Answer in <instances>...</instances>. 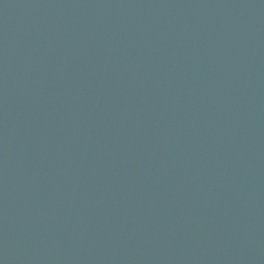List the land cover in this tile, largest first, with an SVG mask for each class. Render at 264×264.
<instances>
[{
    "label": "water",
    "instance_id": "water-1",
    "mask_svg": "<svg viewBox=\"0 0 264 264\" xmlns=\"http://www.w3.org/2000/svg\"><path fill=\"white\" fill-rule=\"evenodd\" d=\"M0 264H264V0H0Z\"/></svg>",
    "mask_w": 264,
    "mask_h": 264
}]
</instances>
